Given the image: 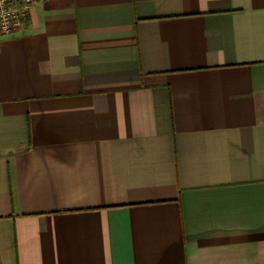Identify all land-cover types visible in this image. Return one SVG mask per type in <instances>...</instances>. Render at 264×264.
Wrapping results in <instances>:
<instances>
[{"label": "crops", "instance_id": "1", "mask_svg": "<svg viewBox=\"0 0 264 264\" xmlns=\"http://www.w3.org/2000/svg\"><path fill=\"white\" fill-rule=\"evenodd\" d=\"M0 264H264V0H34L0 37Z\"/></svg>", "mask_w": 264, "mask_h": 264}, {"label": "built area", "instance_id": "2", "mask_svg": "<svg viewBox=\"0 0 264 264\" xmlns=\"http://www.w3.org/2000/svg\"><path fill=\"white\" fill-rule=\"evenodd\" d=\"M34 0H0V37L20 32Z\"/></svg>", "mask_w": 264, "mask_h": 264}]
</instances>
